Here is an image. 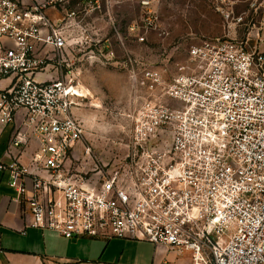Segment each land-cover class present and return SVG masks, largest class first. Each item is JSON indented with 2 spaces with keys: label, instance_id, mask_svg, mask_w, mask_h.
Listing matches in <instances>:
<instances>
[{
  "label": "built area",
  "instance_id": "built-area-1",
  "mask_svg": "<svg viewBox=\"0 0 264 264\" xmlns=\"http://www.w3.org/2000/svg\"><path fill=\"white\" fill-rule=\"evenodd\" d=\"M200 1L223 16L225 34L191 45L166 84L158 70L131 69L132 79L141 74L164 85L166 101L136 96L124 155L97 160L88 178L72 169L79 149L92 153L75 114L74 78L39 77L89 39L76 10L81 3L0 0V82L9 80L0 85V124L24 112L6 156L38 142L28 165L13 159L0 162V171L9 173L28 226L67 239L164 245L189 252L192 264H264L263 41L257 33L250 49L249 37L228 34L244 19L234 18L235 1ZM263 27L252 24L251 31Z\"/></svg>",
  "mask_w": 264,
  "mask_h": 264
},
{
  "label": "rangeland",
  "instance_id": "rangeland-1",
  "mask_svg": "<svg viewBox=\"0 0 264 264\" xmlns=\"http://www.w3.org/2000/svg\"><path fill=\"white\" fill-rule=\"evenodd\" d=\"M233 1L234 18L243 15L244 19L228 34L239 40L249 37V47L254 49L258 33L263 41L258 49L264 50V27L251 31L252 24L264 21V0ZM79 2L76 10L84 17L89 39L65 56V63L55 58L39 77L69 74L74 78L79 103L75 114L85 124L83 143L92 153L85 157L83 148L79 149L72 169L79 167L89 178L100 168L97 160L124 155L130 131L126 114L136 96L166 101L164 85L153 86L141 74L132 79L131 69L158 70L168 83L185 63L189 47L223 36L226 21L211 4L200 0H97L96 6L89 0Z\"/></svg>",
  "mask_w": 264,
  "mask_h": 264
},
{
  "label": "crops",
  "instance_id": "crops-1",
  "mask_svg": "<svg viewBox=\"0 0 264 264\" xmlns=\"http://www.w3.org/2000/svg\"><path fill=\"white\" fill-rule=\"evenodd\" d=\"M8 84L9 80L0 82L1 87ZM23 116L22 111L13 123L0 124L2 163L18 159L28 165L38 148V142L31 139L27 145L11 148L12 157L6 156L11 141L22 129ZM27 186L31 188L30 181ZM16 195L9 185V173L0 171V264H192L189 252L178 254L164 245L121 238L67 239L32 228L27 225L25 206L15 201Z\"/></svg>",
  "mask_w": 264,
  "mask_h": 264
}]
</instances>
